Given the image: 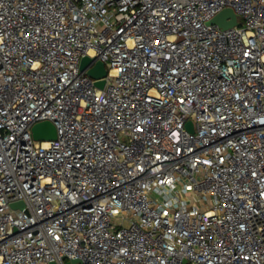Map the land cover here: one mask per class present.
Instances as JSON below:
<instances>
[{
  "label": "built area",
  "instance_id": "2783aa9c",
  "mask_svg": "<svg viewBox=\"0 0 264 264\" xmlns=\"http://www.w3.org/2000/svg\"><path fill=\"white\" fill-rule=\"evenodd\" d=\"M51 263L264 264V0H0V264Z\"/></svg>",
  "mask_w": 264,
  "mask_h": 264
},
{
  "label": "water",
  "instance_id": "95a60500",
  "mask_svg": "<svg viewBox=\"0 0 264 264\" xmlns=\"http://www.w3.org/2000/svg\"><path fill=\"white\" fill-rule=\"evenodd\" d=\"M229 20H225L226 18ZM213 24H216L221 29H226L232 27L236 22V15L231 8H225L216 14L210 21ZM93 62V58L88 55H83L80 62V69H85L89 64ZM87 75L92 78L99 79L103 78L107 74V68L102 61H96L92 66L87 68ZM104 79L98 80L95 84L98 87H102L104 84ZM32 136L35 140H50L56 138V127L49 120L38 121L33 124L32 128ZM22 207V202H14L12 203V207ZM74 263V260L72 261ZM184 262H186L184 260ZM53 264V263H51Z\"/></svg>",
  "mask_w": 264,
  "mask_h": 264
}]
</instances>
